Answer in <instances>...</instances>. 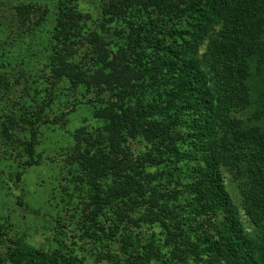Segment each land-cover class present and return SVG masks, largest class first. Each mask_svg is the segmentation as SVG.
<instances>
[{
    "label": "trees",
    "instance_id": "1",
    "mask_svg": "<svg viewBox=\"0 0 264 264\" xmlns=\"http://www.w3.org/2000/svg\"><path fill=\"white\" fill-rule=\"evenodd\" d=\"M101 1L108 2L109 17L103 21L112 23L128 15L124 23L129 33L127 47L124 51L118 48L119 53L108 62V72L98 70L92 75L97 84L96 94L118 86L122 89L121 99L127 94L133 97L135 91H141L144 81L150 82L157 93L151 102H138L135 109L128 106L124 113L120 112L122 115L117 114L115 105L110 106L116 111L111 108L95 112L94 116L104 120V125L88 133L84 143L87 148L77 144L66 150L88 172L86 180L94 188L85 203L80 235L91 237L97 228L106 226L100 229L102 234L114 236L108 230L110 218L106 216L113 198L106 190L109 188L106 180L122 162L117 157L122 149L114 137L126 129L131 139L142 133L152 143L168 138L174 127L184 126L189 143L186 139L183 143L188 151L180 152L173 145L166 150L173 157L180 156L193 164L192 213L209 219L214 214L219 218L217 226H209L205 220L200 222L204 247L200 250L192 247L190 252L204 264H264V0ZM10 13V28L14 32L24 35L38 29V41L49 42L48 47H53L51 59L56 62V74L69 79L76 88L85 73L71 67L66 57L81 40L70 35L79 21L77 17L53 14L51 30H42L39 28L50 25L48 8L16 4ZM103 21L95 25L88 40L96 46L97 56L104 64L107 56L103 53V41L107 32L103 30ZM204 42L206 49L199 54ZM2 78L5 86L0 88V157L4 160L0 163L10 165V157L5 156L15 153L12 158L20 162L19 169L14 170L19 180L27 167L39 163L35 147L41 126L58 125L67 114L62 112L50 120L43 118L51 100L40 102L44 86L35 75L21 78L20 87L11 85V91L9 80ZM131 79L140 83L134 86L129 83ZM118 107L123 111V106ZM252 107L254 110L247 114ZM103 136L108 138L106 147L111 146L104 155L100 148ZM72 159L69 163L74 165ZM223 171L235 176L246 194L248 209L258 229L254 236L242 230L237 209L224 186ZM74 173L73 177L80 181ZM117 222L121 223L119 219ZM2 229L0 225V264H83L63 253L69 250L64 242L60 241L59 248L50 253L27 244L24 237L6 239ZM140 248L138 244L137 252L132 237L124 236L121 241V250L127 254L124 261L141 264ZM110 258L106 257L109 261ZM118 261L112 258L110 263Z\"/></svg>",
    "mask_w": 264,
    "mask_h": 264
},
{
    "label": "rangeland",
    "instance_id": "2",
    "mask_svg": "<svg viewBox=\"0 0 264 264\" xmlns=\"http://www.w3.org/2000/svg\"><path fill=\"white\" fill-rule=\"evenodd\" d=\"M16 4H35L48 8L47 22L50 25L39 28L42 30H51L53 14L67 13L77 17L79 21L70 35H77L81 40L66 57L71 67H78L85 73L84 80L77 83L76 88L69 79L56 74L57 65L51 59L53 47H48L49 42L45 44L38 41V29L23 35L10 28V8ZM107 6L108 2L101 0H0L2 79L9 80L11 91L12 87H20L18 82L21 78L35 75L38 83L44 86L40 102L51 100V106L44 112L43 118L50 120L62 112L67 114L58 125L41 126L35 147L39 163L27 167L19 180L15 173L20 162L12 158L15 153L5 156L10 157V165L0 163L2 231L6 239L20 240L24 237L27 244L50 253L59 248L60 241L64 242L69 250L63 253L83 264H111L112 258L119 260L118 264H128L124 261L127 254L124 255L125 252L123 254L121 250V241L126 235L128 239L132 237L133 248L137 252L138 244L141 247V264H204L202 259L195 258L190 248L200 250L204 247L201 244L202 228L198 227L200 222L205 220V224L217 226L219 218L214 214L209 219L192 213L190 186L194 176L193 164L180 156L173 157L166 150L173 145L180 152L188 151L186 143H183L188 136L184 126L174 127L168 138L152 143L147 142L142 133L131 139L126 129L114 137L122 149L117 154L122 159L120 168L106 180V186L109 187L106 190L110 196L115 197L111 198L106 208V216L110 218L108 230L114 236L105 237L102 234L100 229L106 226H96L91 237H83L78 231L86 212L85 203L89 201L88 195L94 188L86 180L88 172H84L83 167L75 163L70 158L72 154L66 150L77 144L87 148L84 143L88 133H94L104 125V120L94 116L95 112L113 108L111 110L117 109V114L124 113L128 106L135 109L138 102H151L157 93L150 82L144 81L141 91H135L133 97L127 94L121 99L119 95L122 89L118 86L96 94L97 84L93 82L92 75L98 70L108 72L109 60L119 53V49L124 51L127 47L126 37L129 33L124 23L128 15L112 23L103 21L109 17ZM133 20L138 22L137 18ZM101 21L104 24L103 30L107 32L104 37L106 40L103 41V53L107 56L104 64L97 56L96 46L88 40V34ZM206 45L204 42L199 47V54L205 51ZM1 82L0 79V88L4 89L5 85ZM129 83L135 86L140 82L131 79ZM89 84L92 85L87 89ZM33 85L35 87L36 84ZM29 88L33 86L29 84ZM2 96L5 98V95ZM110 105H115L116 109ZM118 106H123V111ZM253 110L254 107L246 113L250 114ZM103 137L100 148L104 155L110 151L111 146L106 147L108 138ZM186 142L189 143V140ZM21 157H25L22 151ZM70 159L74 165L69 163ZM3 160L0 157V162ZM75 171L80 181L73 177ZM223 177L243 232L254 236L258 229L239 180L228 171H223ZM70 195H73L72 200ZM118 219L121 223L117 222ZM196 228L198 232H194ZM108 256L111 257L110 261L106 259Z\"/></svg>",
    "mask_w": 264,
    "mask_h": 264
}]
</instances>
